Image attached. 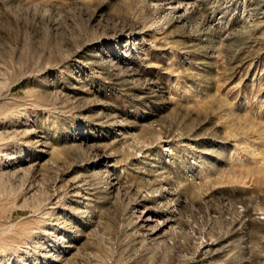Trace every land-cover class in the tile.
<instances>
[{"label":"rangeland","instance_id":"1","mask_svg":"<svg viewBox=\"0 0 264 264\" xmlns=\"http://www.w3.org/2000/svg\"><path fill=\"white\" fill-rule=\"evenodd\" d=\"M0 264H264V0H0Z\"/></svg>","mask_w":264,"mask_h":264}]
</instances>
